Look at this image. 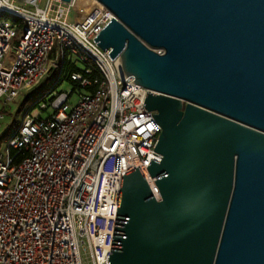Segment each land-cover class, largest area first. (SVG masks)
Listing matches in <instances>:
<instances>
[{"label":"water","instance_id":"obj_1","mask_svg":"<svg viewBox=\"0 0 264 264\" xmlns=\"http://www.w3.org/2000/svg\"><path fill=\"white\" fill-rule=\"evenodd\" d=\"M97 1L161 127L158 198L122 174L108 264H264V0Z\"/></svg>","mask_w":264,"mask_h":264},{"label":"built area","instance_id":"obj_2","mask_svg":"<svg viewBox=\"0 0 264 264\" xmlns=\"http://www.w3.org/2000/svg\"><path fill=\"white\" fill-rule=\"evenodd\" d=\"M39 2L0 0V106L61 58L82 66L65 73L72 91L38 102L52 113L26 112L0 154V264H108L122 174L139 166L158 198L147 166L160 160L161 127L143 105L148 90L94 40L113 12L97 0Z\"/></svg>","mask_w":264,"mask_h":264},{"label":"rangeland","instance_id":"obj_3","mask_svg":"<svg viewBox=\"0 0 264 264\" xmlns=\"http://www.w3.org/2000/svg\"><path fill=\"white\" fill-rule=\"evenodd\" d=\"M47 1L48 0H40L39 6L44 8ZM62 5L65 8L68 6L66 3H63ZM75 13V10L72 9L70 14L71 20L75 18ZM17 38L18 37H16L15 40ZM58 63L59 66L54 67L50 74L39 85L32 88L31 90H28L27 92H24L19 98L9 102L5 107L0 106V114H2V117H0V154L2 155L3 159L6 158L9 150L7 140L15 133L26 112L30 111L33 114L39 113L42 118H46L52 113V108L48 106L46 110H41L40 105L36 103L47 102L49 104L52 98V93H50L52 89H54V92H70L73 90L74 85L69 80H62L61 83L56 85L58 77L61 75V68L64 64L62 58L59 59ZM69 63L70 60L69 62H66L65 65ZM77 66L81 67L82 64L78 63ZM64 76L65 74H63V78ZM73 94L74 95L71 99L76 101L78 97V91Z\"/></svg>","mask_w":264,"mask_h":264},{"label":"trees","instance_id":"obj_4","mask_svg":"<svg viewBox=\"0 0 264 264\" xmlns=\"http://www.w3.org/2000/svg\"><path fill=\"white\" fill-rule=\"evenodd\" d=\"M76 70H79V67H77L76 65L71 64V63L66 64V65L64 64L62 69H61V75L60 76L63 77V74H65L66 72H71V71H76ZM62 77L59 78L60 83L62 82V80H69L66 77H64V78H62ZM93 77H99V74H98L97 70H95V69L93 70ZM70 82L73 83L74 86H76L74 82H72V81H70ZM58 84L59 83H57L56 85H58ZM56 85H55V87H56ZM36 104H38V102Z\"/></svg>","mask_w":264,"mask_h":264},{"label":"crops","instance_id":"obj_5","mask_svg":"<svg viewBox=\"0 0 264 264\" xmlns=\"http://www.w3.org/2000/svg\"><path fill=\"white\" fill-rule=\"evenodd\" d=\"M22 94H23V93H22ZM22 94H21V95H22ZM21 95H20V96H21ZM20 96H19V97H20ZM19 97H18V98H19Z\"/></svg>","mask_w":264,"mask_h":264}]
</instances>
